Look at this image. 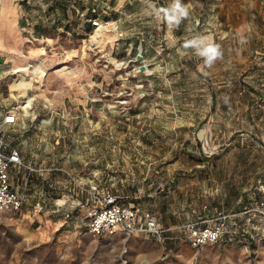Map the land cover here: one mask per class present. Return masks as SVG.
Returning <instances> with one entry per match:
<instances>
[{
    "label": "rangeland",
    "instance_id": "rangeland-1",
    "mask_svg": "<svg viewBox=\"0 0 264 264\" xmlns=\"http://www.w3.org/2000/svg\"><path fill=\"white\" fill-rule=\"evenodd\" d=\"M3 1L0 136L39 172L11 170L0 264H264V0ZM94 193L168 230L95 234ZM192 215L237 233L195 246Z\"/></svg>",
    "mask_w": 264,
    "mask_h": 264
},
{
    "label": "built area",
    "instance_id": "built-area-1",
    "mask_svg": "<svg viewBox=\"0 0 264 264\" xmlns=\"http://www.w3.org/2000/svg\"><path fill=\"white\" fill-rule=\"evenodd\" d=\"M93 24L99 26L100 21L93 20ZM4 123L15 124L16 115L11 112L5 115ZM13 168H24L29 173L39 172L23 161L17 148L8 149L4 137L0 136V211H20L25 204L24 195L13 184L11 177ZM76 207H80L83 211L85 227L95 234L122 233L130 237L136 233H149L161 237L168 230L161 226L156 216L143 213L135 206L120 203L118 197L111 193L101 197L94 193L91 202H78ZM60 210L61 208H57L54 212ZM63 214L66 218H70L72 211L65 210ZM228 217V215L220 217V221L215 225L200 227L198 223H189L182 228L188 227L192 236L191 242L195 246L218 242L227 235L232 236L237 233L236 230L228 228Z\"/></svg>",
    "mask_w": 264,
    "mask_h": 264
},
{
    "label": "clouds",
    "instance_id": "clouds-1",
    "mask_svg": "<svg viewBox=\"0 0 264 264\" xmlns=\"http://www.w3.org/2000/svg\"><path fill=\"white\" fill-rule=\"evenodd\" d=\"M173 12H178V15L180 16L187 15V11L185 9H181L179 0H176V5L173 9ZM170 18L177 19V16H172ZM203 54L207 56V60L205 62L211 64L212 60L218 55L217 47L209 46L207 49H205Z\"/></svg>",
    "mask_w": 264,
    "mask_h": 264
},
{
    "label": "bare ground",
    "instance_id": "bare-ground-1",
    "mask_svg": "<svg viewBox=\"0 0 264 264\" xmlns=\"http://www.w3.org/2000/svg\"><path fill=\"white\" fill-rule=\"evenodd\" d=\"M8 8H9L8 0H4L3 1V13H2L3 22H4L5 18H6ZM101 30L102 29L99 28L97 32H99ZM3 35H4V31L2 30L1 37H0V45H2V43H3ZM29 66L18 68V69L15 70V72L28 70L29 69ZM23 83H24L23 84L24 89H26L30 85L29 84L30 83L29 81H24Z\"/></svg>",
    "mask_w": 264,
    "mask_h": 264
},
{
    "label": "water",
    "instance_id": "water-1",
    "mask_svg": "<svg viewBox=\"0 0 264 264\" xmlns=\"http://www.w3.org/2000/svg\"><path fill=\"white\" fill-rule=\"evenodd\" d=\"M138 58H139V59L142 58V54H141V53H139ZM140 69H141L142 71H144V70L147 69V66H146V65H142Z\"/></svg>",
    "mask_w": 264,
    "mask_h": 264
},
{
    "label": "crops",
    "instance_id": "crops-1",
    "mask_svg": "<svg viewBox=\"0 0 264 264\" xmlns=\"http://www.w3.org/2000/svg\"><path fill=\"white\" fill-rule=\"evenodd\" d=\"M152 215H153V214H152ZM188 216H191V215H188ZM193 217H194V215H192V217H189V218H188V223H187V224H189L190 222H192V220L194 219ZM192 218H193V219H192ZM185 225H186V224H185Z\"/></svg>",
    "mask_w": 264,
    "mask_h": 264
}]
</instances>
